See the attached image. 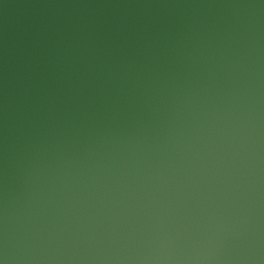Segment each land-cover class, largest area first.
<instances>
[{"label": "clouds", "instance_id": "1", "mask_svg": "<svg viewBox=\"0 0 264 264\" xmlns=\"http://www.w3.org/2000/svg\"><path fill=\"white\" fill-rule=\"evenodd\" d=\"M0 264H264V0H0Z\"/></svg>", "mask_w": 264, "mask_h": 264}]
</instances>
